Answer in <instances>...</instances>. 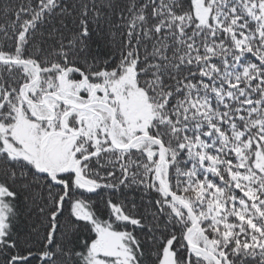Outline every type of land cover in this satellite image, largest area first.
<instances>
[{"label":"snow or ice","instance_id":"obj_1","mask_svg":"<svg viewBox=\"0 0 264 264\" xmlns=\"http://www.w3.org/2000/svg\"><path fill=\"white\" fill-rule=\"evenodd\" d=\"M0 264H264V0H0Z\"/></svg>","mask_w":264,"mask_h":264},{"label":"trees","instance_id":"obj_2","mask_svg":"<svg viewBox=\"0 0 264 264\" xmlns=\"http://www.w3.org/2000/svg\"><path fill=\"white\" fill-rule=\"evenodd\" d=\"M93 48H94V50L97 51V53H98L99 55H104V54L108 51V49L105 48L102 44L100 45L99 48H97L96 45H93Z\"/></svg>","mask_w":264,"mask_h":264}]
</instances>
